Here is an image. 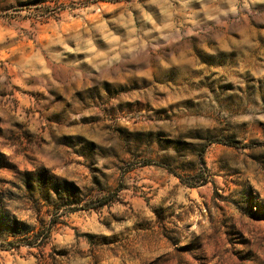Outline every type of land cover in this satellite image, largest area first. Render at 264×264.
Wrapping results in <instances>:
<instances>
[{"label":"rangeland","instance_id":"rangeland-1","mask_svg":"<svg viewBox=\"0 0 264 264\" xmlns=\"http://www.w3.org/2000/svg\"><path fill=\"white\" fill-rule=\"evenodd\" d=\"M0 264H264V0H0Z\"/></svg>","mask_w":264,"mask_h":264},{"label":"trees","instance_id":"trees-1","mask_svg":"<svg viewBox=\"0 0 264 264\" xmlns=\"http://www.w3.org/2000/svg\"><path fill=\"white\" fill-rule=\"evenodd\" d=\"M105 204H106V201H103V202H101L100 206L105 205Z\"/></svg>","mask_w":264,"mask_h":264}]
</instances>
